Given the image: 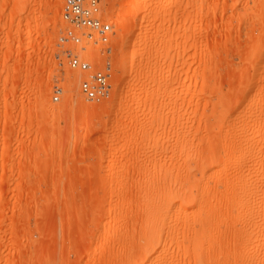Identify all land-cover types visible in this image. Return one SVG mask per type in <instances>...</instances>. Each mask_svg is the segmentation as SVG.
<instances>
[{"label": "rangeland", "instance_id": "obj_1", "mask_svg": "<svg viewBox=\"0 0 264 264\" xmlns=\"http://www.w3.org/2000/svg\"><path fill=\"white\" fill-rule=\"evenodd\" d=\"M102 10L92 103L61 0H0V264H264V0Z\"/></svg>", "mask_w": 264, "mask_h": 264}, {"label": "built area", "instance_id": "obj_2", "mask_svg": "<svg viewBox=\"0 0 264 264\" xmlns=\"http://www.w3.org/2000/svg\"><path fill=\"white\" fill-rule=\"evenodd\" d=\"M105 1L61 0L60 16L66 26L57 40L60 45L68 46L58 58L82 76L78 82L79 92L85 101L92 103L108 99L112 91V26L103 14ZM60 92V89L54 92V101L58 100Z\"/></svg>", "mask_w": 264, "mask_h": 264}, {"label": "bare ground", "instance_id": "obj_3", "mask_svg": "<svg viewBox=\"0 0 264 264\" xmlns=\"http://www.w3.org/2000/svg\"><path fill=\"white\" fill-rule=\"evenodd\" d=\"M96 52H97V54H98V51H97V49H96ZM110 55H111V53H110ZM96 58H98V57H96ZM110 97V96H109ZM105 100H107V99H105ZM105 100H103V101H105ZM243 134V133H242ZM232 141V140H231ZM231 144V143H230ZM233 145V144H232ZM236 148V147H235ZM227 149V148H226ZM226 153V152H225ZM222 163V162H221ZM187 172V171H186ZM191 173V172H190ZM191 175H192V173H191ZM188 178H189V176H188ZM192 178V177H191ZM195 179V178H194ZM185 180V179H184ZM235 180V179H234ZM187 181H188V179H187ZM191 182V181H190ZM230 182V181H229ZM234 183V182H233ZM239 184V183H238ZM227 185V184H226ZM245 185V184H244ZM234 186V185H233ZM232 187V186H231ZM243 189V188H242ZM240 193V192H239ZM185 195V194H184ZM237 195V194H236ZM231 196V195H230ZM229 196V197H230ZM189 197V196H188ZM197 197V196H196ZM232 197H233V195H232ZM182 198V197H181ZM192 200V199H191ZM194 200V199H193ZM243 200V199H242ZM192 202V201H191ZM195 202V201H194ZM247 212V211H246ZM243 214V213H242ZM239 219V218H238ZM203 221V220H202ZM177 223V222H176ZM186 223V222H185ZM203 223H204V221H203ZM194 225V224H193ZM203 229V228H202ZM199 262V261H198Z\"/></svg>", "mask_w": 264, "mask_h": 264}]
</instances>
